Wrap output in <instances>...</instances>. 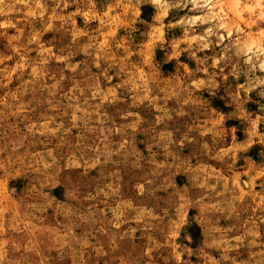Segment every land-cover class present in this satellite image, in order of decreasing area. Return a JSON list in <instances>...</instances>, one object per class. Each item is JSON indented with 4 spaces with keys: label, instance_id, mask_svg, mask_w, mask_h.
<instances>
[{
    "label": "rangeland",
    "instance_id": "obj_1",
    "mask_svg": "<svg viewBox=\"0 0 264 264\" xmlns=\"http://www.w3.org/2000/svg\"><path fill=\"white\" fill-rule=\"evenodd\" d=\"M159 11L0 0V264H264V85Z\"/></svg>",
    "mask_w": 264,
    "mask_h": 264
},
{
    "label": "clouds",
    "instance_id": "obj_2",
    "mask_svg": "<svg viewBox=\"0 0 264 264\" xmlns=\"http://www.w3.org/2000/svg\"><path fill=\"white\" fill-rule=\"evenodd\" d=\"M160 10L159 17L172 10L188 9L189 14L180 17L167 28H180L182 36L173 42L179 52H186L198 65L196 72L219 69V75L235 76L237 80L245 76L246 83H237L240 91L251 92L264 85V0H148ZM255 25L256 31H250ZM235 34V37L233 38ZM228 43H225V41ZM181 44L185 47H179ZM219 48V52L216 49ZM212 50V55L203 58L198 53ZM179 54V53H175ZM166 59L165 62L168 61ZM211 61V63H209ZM204 66V67H200ZM228 69L227 76L225 70ZM195 76V73L192 74ZM217 73L212 72L210 80ZM215 87V84L212 85ZM257 109L264 113V91L257 93ZM264 121V117L261 118ZM264 163V148L258 153ZM190 239V237H186Z\"/></svg>",
    "mask_w": 264,
    "mask_h": 264
}]
</instances>
